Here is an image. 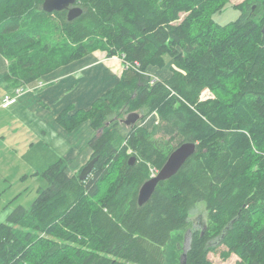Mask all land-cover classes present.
<instances>
[{
	"label": "trees",
	"instance_id": "trees-1",
	"mask_svg": "<svg viewBox=\"0 0 264 264\" xmlns=\"http://www.w3.org/2000/svg\"><path fill=\"white\" fill-rule=\"evenodd\" d=\"M43 3L0 0V86H26L96 49L140 65L89 109L58 115L68 131L91 121L98 159L84 180L62 158L40 173L47 185L32 205L0 224V264H182L168 245L199 201L207 222L192 231L186 264H214L210 253L264 264V0H78L73 20ZM229 5L242 13L221 24ZM170 60V78L145 73ZM133 111L158 121L128 126ZM185 142L196 152L140 205L151 168Z\"/></svg>",
	"mask_w": 264,
	"mask_h": 264
},
{
	"label": "crops",
	"instance_id": "crops-1",
	"mask_svg": "<svg viewBox=\"0 0 264 264\" xmlns=\"http://www.w3.org/2000/svg\"><path fill=\"white\" fill-rule=\"evenodd\" d=\"M7 63L0 54L1 74L8 71ZM172 67L171 60L163 68L151 66L148 69L152 76L156 75L154 78L166 80L173 74ZM124 69L120 56H109L106 50L96 49L28 83L26 91L8 106H2L3 98L6 94L14 95L15 87L0 86V147L6 150L0 151V157H7V153L22 157L44 142L45 146L51 144L57 149L58 160H67L70 175L78 172L91 158L88 142L95 130L91 121L86 120L75 130L68 131L57 117L71 105L73 111L89 109L96 99L119 82ZM157 121V113L152 112L138 124L151 129ZM234 260L238 264L235 254L222 260V264H231Z\"/></svg>",
	"mask_w": 264,
	"mask_h": 264
},
{
	"label": "rangeland",
	"instance_id": "rangeland-1",
	"mask_svg": "<svg viewBox=\"0 0 264 264\" xmlns=\"http://www.w3.org/2000/svg\"><path fill=\"white\" fill-rule=\"evenodd\" d=\"M243 1L245 0H231L233 4H240ZM241 13L239 9L229 5L215 18L219 23L225 24L237 19ZM145 73L152 74L149 69ZM153 75L151 76H156L154 73ZM202 95V98L205 99L210 97L212 93L207 89ZM127 116V114L123 115L124 118H127ZM145 118H141L138 122H143ZM123 129L126 132L127 128L125 125ZM45 141H47V138H45ZM43 143L41 142L39 146L26 151L22 157L19 154L12 155L9 153H7V157H0V224L7 220L8 215L17 205L21 204L25 207H30L38 196L39 189L47 185L46 179L40 173L53 162H56L58 156L56 154L57 149H54L51 144H49L50 147H47ZM2 150L3 147H0V151ZM5 151L3 150V152ZM190 222L191 226L185 232L183 230L174 232V237L168 245V252L172 257H177L178 254L182 255L190 247L192 231L195 228H203L206 225L207 210L204 201L197 203L190 215ZM181 232H183L184 237L180 240L179 234ZM210 257L214 264H222L223 262L219 253H210ZM231 264H236L235 260Z\"/></svg>",
	"mask_w": 264,
	"mask_h": 264
},
{
	"label": "water",
	"instance_id": "water-1",
	"mask_svg": "<svg viewBox=\"0 0 264 264\" xmlns=\"http://www.w3.org/2000/svg\"><path fill=\"white\" fill-rule=\"evenodd\" d=\"M77 1L78 0H44L43 7L45 10L51 12L66 9L68 10L69 19L73 20L83 11L82 7L76 4ZM141 118L142 115L138 111H133L128 114L124 121L128 126H131L138 123ZM196 150L197 145L195 142H185L173 150L157 175L149 178L141 186L138 195L139 204L142 205L146 203L151 198L158 183L175 175L186 160L196 152ZM97 159V157L92 158L83 166L79 174L80 179L84 180L88 177ZM130 160L131 163H133L135 161V157H131ZM228 226H230V224ZM182 264H186L185 252L182 254Z\"/></svg>",
	"mask_w": 264,
	"mask_h": 264
},
{
	"label": "built area",
	"instance_id": "built-area-1",
	"mask_svg": "<svg viewBox=\"0 0 264 264\" xmlns=\"http://www.w3.org/2000/svg\"><path fill=\"white\" fill-rule=\"evenodd\" d=\"M123 62H124V65L125 67H133V68H138L139 67V62L135 61V63H129V62H126L123 58H122ZM158 79V78H157ZM41 85V83H40ZM26 86H19L15 89V92H14V95H10V94H6L3 98V101H2V106H8L10 104H12L13 102L16 101L17 97L20 96L22 93L25 92ZM203 96V95H202ZM201 96V98H202ZM159 172V169L155 168V167H152L151 168V176H156L157 173Z\"/></svg>",
	"mask_w": 264,
	"mask_h": 264
}]
</instances>
